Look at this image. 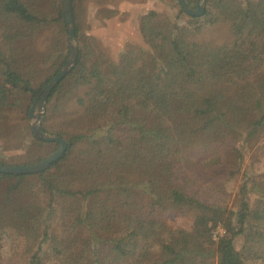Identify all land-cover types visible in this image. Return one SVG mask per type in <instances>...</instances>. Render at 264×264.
<instances>
[{
    "label": "trees",
    "instance_id": "trees-1",
    "mask_svg": "<svg viewBox=\"0 0 264 264\" xmlns=\"http://www.w3.org/2000/svg\"><path fill=\"white\" fill-rule=\"evenodd\" d=\"M87 1L72 0L77 64L41 120L66 153L39 174L0 173V264L22 244V264H264V0H207L202 16L181 9L185 26L151 11L147 48L117 61L83 33ZM68 37L62 0H0V140L25 132L24 156L1 166L58 150L30 111L69 62ZM170 213L192 229L172 235Z\"/></svg>",
    "mask_w": 264,
    "mask_h": 264
},
{
    "label": "rangeland",
    "instance_id": "rangeland-1",
    "mask_svg": "<svg viewBox=\"0 0 264 264\" xmlns=\"http://www.w3.org/2000/svg\"><path fill=\"white\" fill-rule=\"evenodd\" d=\"M85 6L81 14V21L85 25V31L83 33L86 32L94 35L102 51L113 61H117L120 58L126 46L130 43L147 48L140 34V20L142 16L149 12L156 11L162 17L171 19V21L178 23L180 26H185L188 22L186 15L181 13L182 8L179 0H88L85 2ZM192 8L196 9L193 6ZM44 36L45 34L39 41L41 48L43 47L42 42ZM208 36L222 41L227 36V30L221 27L219 32L215 30L214 33ZM31 126L32 119L30 118L32 132ZM24 133L21 130L16 133L12 140H0V159L12 164L19 162V157L24 156L23 151L19 147V141H22ZM50 135L56 136L53 134ZM22 142L25 143L24 141ZM257 146H264V137L261 138ZM252 153H255V150L251 151L248 157ZM255 168L259 172H264V161L256 164ZM241 181L242 177L234 181L232 195L229 203H226L229 207H232L236 202V195L239 191ZM166 221L171 228L172 235H175L178 230L192 229L193 220L186 214H167ZM28 248L22 244L14 252L7 245L3 252L4 258L5 260L14 258L18 264H22L23 258L31 253Z\"/></svg>",
    "mask_w": 264,
    "mask_h": 264
},
{
    "label": "water",
    "instance_id": "water-1",
    "mask_svg": "<svg viewBox=\"0 0 264 264\" xmlns=\"http://www.w3.org/2000/svg\"><path fill=\"white\" fill-rule=\"evenodd\" d=\"M64 13L69 29L68 43L71 47L72 54L67 65L61 70V72L44 88L42 93V101L37 107V102L33 105L30 111V118L32 119V132L35 138L45 143H58V150L48 159L38 164L30 166H1L0 173L16 174V175H32L39 174L46 171L51 165L60 160L68 149L67 142L58 136H52L43 131L41 126V119L46 113L47 100L54 90V88L73 70L77 64L78 59V44L75 33V20L73 15L72 0H62ZM207 0H198L196 9L188 3V0H179L181 8L190 16H202L205 12V4Z\"/></svg>",
    "mask_w": 264,
    "mask_h": 264
},
{
    "label": "built area",
    "instance_id": "built-area-1",
    "mask_svg": "<svg viewBox=\"0 0 264 264\" xmlns=\"http://www.w3.org/2000/svg\"><path fill=\"white\" fill-rule=\"evenodd\" d=\"M225 234V231L222 228H218V230L215 232V237L217 239V236H222Z\"/></svg>",
    "mask_w": 264,
    "mask_h": 264
},
{
    "label": "flooded vegetation",
    "instance_id": "flooded-vegetation-1",
    "mask_svg": "<svg viewBox=\"0 0 264 264\" xmlns=\"http://www.w3.org/2000/svg\"><path fill=\"white\" fill-rule=\"evenodd\" d=\"M197 4V3H196ZM193 7H195L196 8V5H194Z\"/></svg>",
    "mask_w": 264,
    "mask_h": 264
}]
</instances>
